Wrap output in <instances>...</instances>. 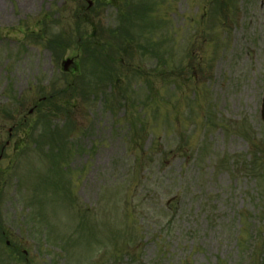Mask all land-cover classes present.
Returning a JSON list of instances; mask_svg holds the SVG:
<instances>
[{
  "label": "rangeland",
  "instance_id": "obj_1",
  "mask_svg": "<svg viewBox=\"0 0 264 264\" xmlns=\"http://www.w3.org/2000/svg\"><path fill=\"white\" fill-rule=\"evenodd\" d=\"M86 1L0 0V264H264V0Z\"/></svg>",
  "mask_w": 264,
  "mask_h": 264
},
{
  "label": "trees",
  "instance_id": "obj_2",
  "mask_svg": "<svg viewBox=\"0 0 264 264\" xmlns=\"http://www.w3.org/2000/svg\"><path fill=\"white\" fill-rule=\"evenodd\" d=\"M96 1L100 2V0L99 1L96 0ZM129 31H130L129 28H122V29H120L119 32H120V35H123V34H128ZM113 38H115V37L113 36ZM59 47L61 48V46L58 45L56 47V49L54 50L56 53H57V48H59ZM153 55H155V54L153 53ZM85 58L87 59L86 65H90V70L93 73H95V75H98V73H99V75L104 78V81H106V82L110 81V79L113 77L114 72H115V69L112 66V62H113L112 56H103V55H101L100 50H98L97 48L90 49L89 46H87V49L85 50ZM102 62H104L105 67H102V64H101ZM84 67H85V64H84ZM97 87H100V86H97ZM103 88H104V86H103ZM44 127H47V124H45ZM45 130L47 133H50L48 127L45 128ZM57 134H58V132L55 135H57ZM45 135L46 134L44 132V135L43 134L39 135L38 138L39 139H45V137H44ZM52 136H53V134H50L49 139H51ZM53 138H55V136H53ZM62 152H63L62 150L57 151V153L58 154L60 153L61 155H62ZM57 153L54 152L52 154V153L48 152L47 155H48V157H50V159H52L54 161V157L57 155ZM256 169L257 168H255V167L253 168V170H256Z\"/></svg>",
  "mask_w": 264,
  "mask_h": 264
},
{
  "label": "water",
  "instance_id": "obj_3",
  "mask_svg": "<svg viewBox=\"0 0 264 264\" xmlns=\"http://www.w3.org/2000/svg\"><path fill=\"white\" fill-rule=\"evenodd\" d=\"M71 61H68L64 64V69H67V67L70 65ZM261 118L264 121V98L262 103V111H261Z\"/></svg>",
  "mask_w": 264,
  "mask_h": 264
}]
</instances>
